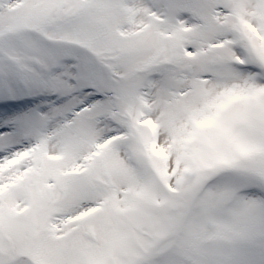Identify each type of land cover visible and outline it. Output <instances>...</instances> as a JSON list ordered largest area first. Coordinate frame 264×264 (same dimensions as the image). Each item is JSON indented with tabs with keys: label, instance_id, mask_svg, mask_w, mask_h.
<instances>
[{
	"label": "snow or ice",
	"instance_id": "6c2138e0",
	"mask_svg": "<svg viewBox=\"0 0 264 264\" xmlns=\"http://www.w3.org/2000/svg\"><path fill=\"white\" fill-rule=\"evenodd\" d=\"M0 264H264V0H0Z\"/></svg>",
	"mask_w": 264,
	"mask_h": 264
}]
</instances>
